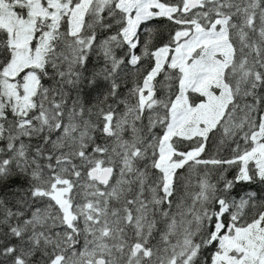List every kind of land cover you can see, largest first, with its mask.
<instances>
[{
  "label": "snow or ice",
  "instance_id": "6c2138e0",
  "mask_svg": "<svg viewBox=\"0 0 264 264\" xmlns=\"http://www.w3.org/2000/svg\"><path fill=\"white\" fill-rule=\"evenodd\" d=\"M0 264H264V0H0Z\"/></svg>",
  "mask_w": 264,
  "mask_h": 264
}]
</instances>
